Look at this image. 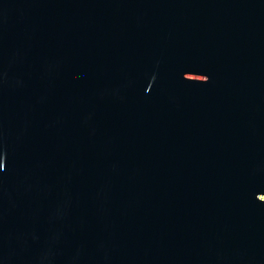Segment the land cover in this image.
<instances>
[{"label":"water","instance_id":"obj_1","mask_svg":"<svg viewBox=\"0 0 264 264\" xmlns=\"http://www.w3.org/2000/svg\"><path fill=\"white\" fill-rule=\"evenodd\" d=\"M0 264H264V0H0Z\"/></svg>","mask_w":264,"mask_h":264}]
</instances>
